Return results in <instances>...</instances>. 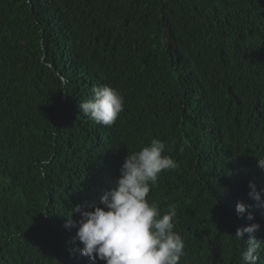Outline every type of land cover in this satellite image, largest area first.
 Listing matches in <instances>:
<instances>
[{
  "label": "trees",
  "instance_id": "1",
  "mask_svg": "<svg viewBox=\"0 0 264 264\" xmlns=\"http://www.w3.org/2000/svg\"><path fill=\"white\" fill-rule=\"evenodd\" d=\"M99 81L151 100V124L119 133L80 113ZM153 132L178 167L149 202L175 206L182 263L243 264L237 229L258 223L264 241V207L239 201L248 221L234 202L264 158V0H0V264H96L67 218Z\"/></svg>",
  "mask_w": 264,
  "mask_h": 264
},
{
  "label": "clouds",
  "instance_id": "2",
  "mask_svg": "<svg viewBox=\"0 0 264 264\" xmlns=\"http://www.w3.org/2000/svg\"><path fill=\"white\" fill-rule=\"evenodd\" d=\"M88 65L89 62L82 70H88ZM99 84L90 87L93 93L90 99L78 104L80 113L97 124L116 128L119 133L136 132L142 125L151 124L146 122L151 100L129 98L104 85L103 81ZM153 135L154 132L147 142L119 157L124 161L119 177L102 189L90 211L85 210L84 205H76L72 208V217L79 214L80 219L67 218L65 227L77 229L73 240L82 245L75 251L96 264H183L185 244L181 235L174 231L175 206L161 213L149 202L151 186L156 185L159 174L178 167L171 156L162 155L166 144ZM230 154L244 163L252 161L243 160L235 152ZM97 158L100 160L104 155ZM253 163L260 175L259 183L249 182L247 189L244 187L243 194L234 201L238 202L237 215L243 219L247 213L248 221L255 217L249 211L250 206L243 202L264 207V158L253 160ZM260 220L264 222V209ZM259 230L260 225L252 223L236 231L235 239L246 245L241 255L243 264H258L261 259L264 241L255 236Z\"/></svg>",
  "mask_w": 264,
  "mask_h": 264
}]
</instances>
